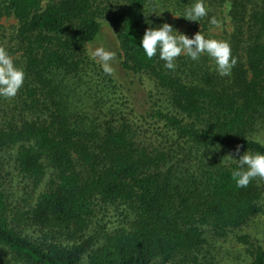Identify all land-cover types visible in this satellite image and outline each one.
Returning a JSON list of instances; mask_svg holds the SVG:
<instances>
[{
	"label": "trees",
	"instance_id": "1",
	"mask_svg": "<svg viewBox=\"0 0 264 264\" xmlns=\"http://www.w3.org/2000/svg\"><path fill=\"white\" fill-rule=\"evenodd\" d=\"M43 1L0 0V15L17 21L14 62L25 73L17 94L0 99V166L7 155L25 182L12 193L0 181L5 264H170L199 250L206 228L223 236L264 212L256 179L237 187L224 158L237 144L264 153L252 136L264 126V0H204L205 16L172 23L194 0ZM225 3L236 57L227 76L207 56L181 54L167 69L138 46L163 22L209 31ZM107 31L118 67L161 96L146 93L145 114L90 56ZM110 207L122 218L102 233L94 220ZM254 264H264V248Z\"/></svg>",
	"mask_w": 264,
	"mask_h": 264
},
{
	"label": "rangeland",
	"instance_id": "2",
	"mask_svg": "<svg viewBox=\"0 0 264 264\" xmlns=\"http://www.w3.org/2000/svg\"><path fill=\"white\" fill-rule=\"evenodd\" d=\"M47 2L48 0H44L43 5H46ZM208 3L209 2L204 5L207 7L209 5ZM168 5L172 7L174 2L172 1V4L169 3ZM219 9L221 10L220 22L213 26L209 31H201L200 26L196 27L193 23H180L175 29L189 37L199 31L207 37L225 40L224 37L226 32L231 31L230 17L228 15L229 4L225 3L223 7ZM176 16L175 13H170L169 19L167 20L172 23L179 18ZM16 25L17 21L13 17L0 15V47L6 48L9 54L13 56L14 60L19 56L17 48H15V42L11 39V35L14 32ZM97 46H103L115 52V57L110 62L112 67V72L110 73L118 85L121 84V86L125 87V97L132 99L135 108L140 113L145 114L146 108H148L145 104L147 101L146 93L151 92L153 98L158 99L161 97L158 94L159 92L156 91L153 82L146 76L129 77L118 67L114 37L110 31H107L101 40L89 47V51ZM3 98L4 97H1L0 99ZM111 103L115 108L120 107L119 102L116 100H112ZM252 136L254 139L264 143V126H260ZM2 159H4V165L0 166V181L4 183L8 192L11 191L12 193H16L18 188L25 185V182L20 176L17 177L15 174L13 169L14 166L10 162L8 156L4 155ZM8 173H12V176H8ZM5 177L7 178V182L3 181ZM255 179L263 190L260 205L264 209V179L260 177H255ZM18 193V196L21 198L23 194L21 195V192ZM120 214V211H116L114 207H110L108 210L103 209L96 216L93 226L95 225L96 230H99L102 233H108L113 227L119 224L120 217L122 218ZM25 234L33 238L38 236L35 229L25 230ZM263 248L264 212H261L252 217L243 226L231 229L223 236H215L210 232L209 228H206V243L193 253L176 256L170 264H191L193 257H197L199 260L206 262L207 264H254L256 252ZM8 260H11L9 253L4 249H0V264H5Z\"/></svg>",
	"mask_w": 264,
	"mask_h": 264
},
{
	"label": "clouds",
	"instance_id": "3",
	"mask_svg": "<svg viewBox=\"0 0 264 264\" xmlns=\"http://www.w3.org/2000/svg\"><path fill=\"white\" fill-rule=\"evenodd\" d=\"M206 14L204 0H194V3L185 9L183 16L176 17L198 21ZM211 22L216 23L214 19ZM138 46L142 48L147 58L158 56L160 60L164 61V67L167 69L175 67V60L181 54L194 61L199 60L202 56H207L214 62L215 71L221 76L229 75L236 63V57L232 54L228 41L207 37L199 31L189 37L178 32L167 22H163L159 26L147 27ZM90 56L100 63L104 72H112L110 62L115 57L114 51L97 46L90 50ZM24 79L23 68L14 62L13 56L6 48L0 47V97H14L22 87ZM240 148L241 146L237 144L233 150L238 154V158L232 153L225 155L224 158L226 162L236 165L231 169V177L236 186L244 187L252 178L264 179V153L247 151L240 153Z\"/></svg>",
	"mask_w": 264,
	"mask_h": 264
}]
</instances>
